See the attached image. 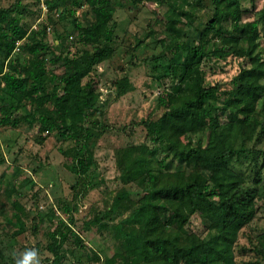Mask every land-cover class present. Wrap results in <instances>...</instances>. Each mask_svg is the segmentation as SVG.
<instances>
[{
  "label": "trees",
  "instance_id": "16d2710c",
  "mask_svg": "<svg viewBox=\"0 0 264 264\" xmlns=\"http://www.w3.org/2000/svg\"><path fill=\"white\" fill-rule=\"evenodd\" d=\"M44 1L48 11L35 27L22 0L0 7V122L37 125L41 141L60 136L76 175L69 196L46 213L51 223L39 248L41 264H66L68 254L88 250L83 233L110 226L116 214H122L112 224L119 249L106 259L84 251L78 255L83 264H239L238 252L252 249L246 264H264V231L239 247L241 231L264 200V0H159L162 31L157 36L151 25L146 35L160 44L149 58L160 90L139 122L145 140L116 150L122 185L109 207L89 219L79 212L102 182L95 147L106 130L92 74L117 52L118 5L146 0ZM83 5L92 11L87 21L77 14ZM187 28L198 34L196 42L187 40ZM73 31L81 43L74 51ZM230 55L245 61L230 86L209 84L207 63ZM114 83L118 96L135 88L127 74ZM14 191L7 194L12 218L25 233L27 206ZM195 214L202 232L190 227ZM38 246L40 240L25 245L0 228V264H15L14 255Z\"/></svg>",
  "mask_w": 264,
  "mask_h": 264
},
{
  "label": "rangeland",
  "instance_id": "374dc122",
  "mask_svg": "<svg viewBox=\"0 0 264 264\" xmlns=\"http://www.w3.org/2000/svg\"><path fill=\"white\" fill-rule=\"evenodd\" d=\"M15 0H0L1 6H8ZM29 8L25 10V19L33 23L45 16L40 11L38 0H22ZM261 4V1H258ZM46 7L48 5L45 3ZM159 0H146L141 5L126 3L118 5L116 21L119 37L114 41L117 44V52L110 60L102 62L92 76L99 81L101 90V107L104 113L101 115L105 123V132L98 138L95 154L99 162L98 173L101 174V184L90 190L83 199L79 216L88 219L94 217L99 211L109 207L112 198L121 187L120 172L116 163V150L130 143H141L145 140V130L139 122L144 119L156 104V97L160 86L153 81L154 73L149 58L160 50V44L150 36L146 35L147 29L152 25L156 29L157 36L162 31ZM157 9L158 12H154ZM54 11H58L54 9ZM77 14L85 21L89 20L92 11L90 6L83 5L78 8ZM187 40L196 42L198 34L187 28ZM74 33V31H73ZM51 37L53 32H50ZM74 41L77 35L74 33ZM139 41H142L139 43ZM71 42V41H70ZM72 51L76 44L72 43ZM133 48V51L130 49ZM260 50L264 53V39L260 42ZM129 50V52H127ZM131 50V51H130ZM132 61L130 62V60ZM134 61V63H133ZM245 61L235 55L227 58L208 62L207 82L214 84L218 81L224 86H230L232 77L239 72ZM124 74L130 76L135 85L133 90L118 96L114 80ZM38 126H29L20 123L18 126L3 125L0 122V228H5L13 234L18 235L20 241L25 245H33L41 241L44 248L46 243L45 230L49 222L46 213L51 208L59 207L62 200L69 196L71 185L76 181V175L67 167V156L61 151L60 146L66 145L57 135H48L44 141L40 140ZM172 166L177 165V160L171 159ZM15 188V193L23 203L26 204L28 214H25L28 231L22 232L19 223L12 218V197H8V189ZM17 191V192H16ZM60 209V208H59ZM39 211L37 222L38 231L32 230L34 215ZM60 213L63 212L59 210ZM121 215H115L110 226L99 229L97 226L84 232V239L88 243L89 256L92 251H98L102 259L110 257L119 249V240L115 235L112 224L117 222ZM190 227L202 232L204 224L201 217L195 214L191 220ZM264 231V200L259 201V212L256 218L245 227L240 234L239 247L251 245V237H256ZM37 247V246H36ZM66 248L69 245L66 244ZM65 248V249H66ZM82 248L77 249L76 254H68L66 264H83L78 260L84 253ZM85 252V253H86ZM47 255V252L46 254ZM42 255H40V259ZM239 264H246L254 259V250L245 253L238 252ZM85 260V259H84ZM99 264L100 262H95ZM87 263L84 264H95Z\"/></svg>",
  "mask_w": 264,
  "mask_h": 264
},
{
  "label": "clouds",
  "instance_id": "9594fccd",
  "mask_svg": "<svg viewBox=\"0 0 264 264\" xmlns=\"http://www.w3.org/2000/svg\"><path fill=\"white\" fill-rule=\"evenodd\" d=\"M15 264H41L40 253L36 248H27L19 255H14Z\"/></svg>",
  "mask_w": 264,
  "mask_h": 264
},
{
  "label": "built area",
  "instance_id": "2783aa9c",
  "mask_svg": "<svg viewBox=\"0 0 264 264\" xmlns=\"http://www.w3.org/2000/svg\"><path fill=\"white\" fill-rule=\"evenodd\" d=\"M42 6H43L44 11H48V7H46L44 0L42 1ZM50 28L51 27H49V30H50Z\"/></svg>",
  "mask_w": 264,
  "mask_h": 264
}]
</instances>
